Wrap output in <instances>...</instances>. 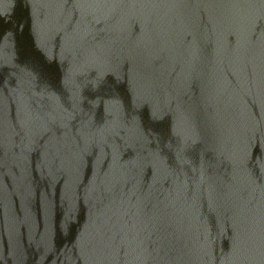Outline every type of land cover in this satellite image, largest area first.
I'll use <instances>...</instances> for the list:
<instances>
[{
	"label": "water",
	"instance_id": "obj_1",
	"mask_svg": "<svg viewBox=\"0 0 264 264\" xmlns=\"http://www.w3.org/2000/svg\"><path fill=\"white\" fill-rule=\"evenodd\" d=\"M0 264H264V0H0Z\"/></svg>",
	"mask_w": 264,
	"mask_h": 264
}]
</instances>
